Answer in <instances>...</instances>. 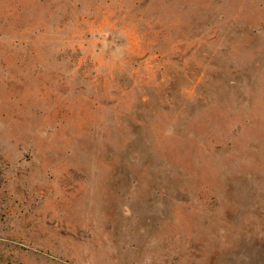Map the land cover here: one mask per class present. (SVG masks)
Returning <instances> with one entry per match:
<instances>
[{"label":"rangeland","instance_id":"1","mask_svg":"<svg viewBox=\"0 0 264 264\" xmlns=\"http://www.w3.org/2000/svg\"><path fill=\"white\" fill-rule=\"evenodd\" d=\"M0 264H264V0H0Z\"/></svg>","mask_w":264,"mask_h":264}]
</instances>
